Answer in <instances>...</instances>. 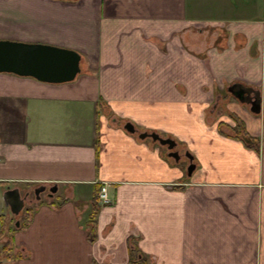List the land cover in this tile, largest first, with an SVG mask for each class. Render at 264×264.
<instances>
[{
    "label": "crops",
    "instance_id": "obj_1",
    "mask_svg": "<svg viewBox=\"0 0 264 264\" xmlns=\"http://www.w3.org/2000/svg\"><path fill=\"white\" fill-rule=\"evenodd\" d=\"M0 39L80 56L0 73L1 195L44 187L0 209V264H264V0H0Z\"/></svg>",
    "mask_w": 264,
    "mask_h": 264
},
{
    "label": "water",
    "instance_id": "obj_2",
    "mask_svg": "<svg viewBox=\"0 0 264 264\" xmlns=\"http://www.w3.org/2000/svg\"><path fill=\"white\" fill-rule=\"evenodd\" d=\"M79 55L68 49L52 47L41 44H27L0 40V73H8L18 77L32 78L46 84H63L74 80L79 73ZM227 91L238 101L247 103L249 111L258 114L260 111V96L257 90L244 88L239 84L231 85ZM128 131L132 128L127 126ZM139 139L150 138L160 146H165L168 157L176 161L178 155L171 152L174 142L170 139H162L156 134H140ZM190 160V156L186 155ZM192 166L188 167L190 170ZM44 191V187H37L33 194L38 199V194ZM5 206L12 215H17L23 205L16 189L6 190L2 194Z\"/></svg>",
    "mask_w": 264,
    "mask_h": 264
},
{
    "label": "rangeland",
    "instance_id": "obj_3",
    "mask_svg": "<svg viewBox=\"0 0 264 264\" xmlns=\"http://www.w3.org/2000/svg\"><path fill=\"white\" fill-rule=\"evenodd\" d=\"M0 40H3V41H12V42H20V43H27V44H41V45H47V44H42V43H31V42H26V41H14V39H8V40H5V39H0ZM48 46H52V45H48ZM52 47H55V46H52ZM57 48H60V47H57ZM179 166H181V167H185L186 169H187V164H188V158L187 157H185V155L183 156H181V158L179 159ZM41 194V193H40ZM39 195V194H38ZM30 197L32 198H34V200H36V198H35V196L33 195V192H30L29 193V197L27 198V199H25L24 200V206H23V209H22V212L26 209V204L25 203H27V201L26 200H28V199H30ZM33 201V200H32ZM0 209H3L4 211H9L8 210V208L7 207H5L4 206V204H3V202H2V196H1V189H0ZM15 218H16V216H15ZM14 218V219H15ZM12 219V218H11ZM15 222H18V220H17V218L15 219V221H14V223H13V219H12V224L14 225L15 224ZM11 223H10V225H9V229H11V228H13V225H12ZM12 251V250H11ZM10 255H13V253L12 252H10ZM4 259V257H2V260ZM6 261V260H5Z\"/></svg>",
    "mask_w": 264,
    "mask_h": 264
},
{
    "label": "trees",
    "instance_id": "obj_4",
    "mask_svg": "<svg viewBox=\"0 0 264 264\" xmlns=\"http://www.w3.org/2000/svg\"><path fill=\"white\" fill-rule=\"evenodd\" d=\"M79 64H80V61H79ZM79 70H80V67H79ZM92 216H93V213H92ZM2 247L4 249L5 254L9 253V255H7V256L8 257L10 256L11 260H15V259H17L19 257L18 255H15V254L10 255V252L13 249V245H12L11 241L6 242Z\"/></svg>",
    "mask_w": 264,
    "mask_h": 264
},
{
    "label": "built area",
    "instance_id": "obj_5",
    "mask_svg": "<svg viewBox=\"0 0 264 264\" xmlns=\"http://www.w3.org/2000/svg\"><path fill=\"white\" fill-rule=\"evenodd\" d=\"M98 198H99V202H101V203L106 202V195H105V192H104L103 188L100 190Z\"/></svg>",
    "mask_w": 264,
    "mask_h": 264
}]
</instances>
